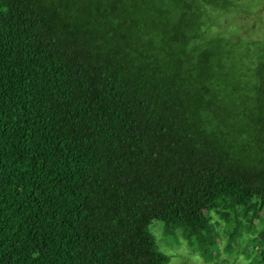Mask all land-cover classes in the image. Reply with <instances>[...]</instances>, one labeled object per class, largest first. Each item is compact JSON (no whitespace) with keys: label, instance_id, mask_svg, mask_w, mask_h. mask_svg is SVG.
Masks as SVG:
<instances>
[{"label":"trees","instance_id":"1","mask_svg":"<svg viewBox=\"0 0 264 264\" xmlns=\"http://www.w3.org/2000/svg\"><path fill=\"white\" fill-rule=\"evenodd\" d=\"M263 10L0 0V264H169L154 220L264 264V40L220 30Z\"/></svg>","mask_w":264,"mask_h":264},{"label":"rangeland","instance_id":"2","mask_svg":"<svg viewBox=\"0 0 264 264\" xmlns=\"http://www.w3.org/2000/svg\"><path fill=\"white\" fill-rule=\"evenodd\" d=\"M223 19H225L224 26L220 29L223 32L235 33L237 31L240 38H246L251 41L264 40V10L260 16L254 15L253 17H250L247 15L244 18L232 17V19L231 17L224 16ZM257 22L259 25H257ZM252 46L254 52L257 53L260 51V48L264 46V42L261 43L260 46ZM213 217L215 221H219L215 214H213ZM219 222L222 225V228H220V236L218 238L220 252L208 260L203 259L198 251H194L187 239H185L180 233L179 235L174 236L166 235L163 231V222L154 220L150 225V229L155 234L160 249L170 255L169 264H249L253 259L256 264H261L258 258H254L257 251L252 248L253 243L250 242L251 236L249 235H243V238L241 239L242 244L241 242L238 243V245L235 244V247L240 250V247L249 246L250 257L252 258L248 257V254L243 253L242 251L237 256L234 252L232 253V251L227 250L226 252L225 246L227 245V236L223 229L224 224L221 221ZM234 249L235 248L233 247V250Z\"/></svg>","mask_w":264,"mask_h":264}]
</instances>
